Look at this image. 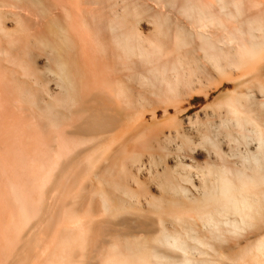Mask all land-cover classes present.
<instances>
[{"label": "rangeland", "instance_id": "1", "mask_svg": "<svg viewBox=\"0 0 264 264\" xmlns=\"http://www.w3.org/2000/svg\"><path fill=\"white\" fill-rule=\"evenodd\" d=\"M60 1L63 2L64 0H58V2L56 0L55 2L54 0H0V47L4 46L6 48L5 51L4 48H0L4 53L6 52V59L3 58L5 54L0 52V62L3 65H0V79L4 80L2 83L0 81V100L2 104L9 100V107H5V105L8 106V103L3 104L4 110H7L9 113H6V116V111L2 112L4 115L0 113V167L3 170L0 169V193L1 191L4 192V194L3 192L0 194V228H4V230H0V264H53L50 262V256L54 243L64 234L73 231L70 228L74 226L71 218L74 215V217L86 224L87 235L83 245L73 249L71 264H108L105 258L109 252H116V245L125 248L126 243L135 241V239L140 241L145 240L150 242V244H154V239L161 231V226L165 227L167 231H172L177 226L173 218L168 215H164L161 221L155 211L154 203L157 200L185 203L183 193L175 189V186L178 188L184 186L188 190L190 197L200 194L202 191V183L199 170L210 162L221 163L215 150L204 142L203 137L205 133H210L211 135L216 134L218 136L220 149L228 155L229 163L235 167L241 165L235 152L255 151L259 147L258 141H253L249 144L243 141L239 142V138L242 136L239 131L235 133L236 137H234V140H231L226 128L222 127L220 123L225 117V114H227L226 107L221 106V104L226 99H229L232 93H236L235 95H237L239 94L238 92L241 94L243 92L249 97L246 98L244 96V101L249 106L247 107L253 111H251L253 115L257 116L264 123V108L257 103L258 101L260 103L264 99V93L260 90L258 84V82H264L263 58L262 61L260 60V63L258 62L249 71L246 69L232 68L228 70L227 74L220 76L212 64L213 61H210L208 56L206 57L204 55L205 50L201 49L202 42L200 41V37H197V33L205 29L196 28L199 31L197 32L194 25L191 24L192 22L190 20L187 21V18L185 19L183 14H180L181 12L179 13V10L181 11L180 2H184L183 0H165V3L155 0H83L84 3L81 0V3H84V6L83 4L81 6L83 9L85 8L84 10L78 8L81 5L79 4L80 2L76 6L78 9L74 10V0L72 3L70 0H66L67 3L64 2V8L63 3H59ZM71 5L73 8L68 7ZM245 7H248L245 10L246 13H243V16L247 15L244 16L245 19H247L246 17H253L258 14L264 15V0H250L249 3L245 4ZM79 9L82 13L77 12ZM67 10L68 12H72V10L77 12L76 14L75 12L69 13L70 15H75V17L72 16V19L75 18L72 20L73 23L75 20L78 22L80 18V16H77L78 14H83L85 10L90 11L91 14L89 15L88 13L89 16L86 15L87 17L84 16V18L81 16L82 18L79 20V23H81L82 19H88V21L85 20V22L87 21V25L85 22L83 24L86 25V27L83 26V29L85 28L83 34L85 33L84 35H86V32L90 29L91 32L92 29L93 31L95 29L94 32L96 33L99 29L102 33L98 30L101 35L98 34L99 38L97 39L102 38L107 42L112 40L113 28L111 29V26L113 24L120 31L127 30V28L130 30L132 26L136 27L143 37H149L151 39L160 36V32L156 30L160 31L165 28L166 32L163 29L161 32L164 31V33H161V38H159L161 42L165 39L163 42L166 44H163L167 47L163 45L165 48L163 50L168 55L164 56L163 53V58L161 56L158 61L156 59L154 63L150 64L155 65L156 62L163 63L164 61V65L167 66L168 64L170 66L172 62L178 61L179 65L181 64V68L179 67V69L183 73V76L185 75L186 79H189L187 83L190 86L189 90H186L185 94L182 93L180 95L181 98L179 96L180 99L177 102H164L163 96H161L162 99L157 98V82L155 83L156 85L154 84L155 88H153V85H150L151 82L144 81L145 79L143 78V75H149V77L153 75L152 70L154 68L152 66L154 65L149 66V63L145 65L141 57L139 56L140 61L137 55H135L132 58H135L132 68H129L116 60L115 55L112 53V55L110 54V60L114 66L110 70L109 76L111 78L109 79L113 84H121V82L123 86L127 84L126 86L129 87L131 94L129 95L132 97L131 102L134 105L131 110H128L122 104L123 101L122 103L120 100L115 101L112 97H107L97 90H89L87 91L88 93L81 90V99L76 104L77 106L73 105L71 107L69 105L67 107V105L59 102L58 104L54 103L55 97L62 95L61 88L57 84V52L61 53L64 58L66 54L68 56H74L80 53L81 48L87 49L86 47H90L89 43H87L90 41L82 39L80 37L81 34H77V32L80 33L79 31L75 29L74 31L77 32L74 33V28L72 30L70 29L72 24H67L71 21L66 16L68 14V12L66 13ZM158 10H161V12L165 11L172 17L169 21L167 18L163 19L162 24H164L163 26L161 24L162 29L159 28L160 26H158L157 20H154L155 17L153 14L158 13ZM165 15L164 17H170ZM67 18L70 20L69 22L66 21ZM60 22L61 26L67 22L66 24L69 26L66 27L72 32L69 30L66 31V27H62L66 31L64 32L60 27ZM77 22L75 23L78 24ZM78 26L80 27V24ZM53 28L55 31L58 30L54 32ZM192 28L195 30H191ZM188 29L190 30L187 31ZM213 29L211 31H214ZM60 31L74 33V35L70 33L71 38H74L73 41H75L72 47L68 43V39L64 37L65 34ZM217 32L220 34V31ZM156 34L158 35L156 36ZM187 34L191 35L189 36ZM78 35L79 39L83 40V43L76 38ZM94 35L96 37V34ZM59 36L62 37L61 41L65 40L59 42L61 39ZM87 36L90 37L91 35L87 33ZM76 39L79 42H76ZM176 39L179 41V45ZM182 39L183 42L185 39L188 40V42L185 41L187 42L186 44L183 43L184 46H181L182 43L180 41ZM111 43L112 41L109 44L107 43L109 47ZM57 44H61L60 49H57ZM82 44L85 47H82ZM219 44L223 45L222 42ZM65 45L71 48L70 51L65 52ZM111 49L113 50V45ZM167 50L168 52H166ZM9 54L14 55L13 58L12 56L9 58ZM7 58L12 60L8 62ZM168 59L169 61H167ZM21 61L22 65H19ZM172 72L173 69L170 71L168 69L167 71L171 77L172 75L170 74L175 73ZM19 83L20 85L18 86ZM126 86L124 87L126 88ZM21 90L25 93V96H23L24 93H18ZM225 94H227V97ZM235 95H231V97ZM224 97L226 99L223 100ZM31 107L34 108L35 112ZM65 109L67 113H64ZM1 110L3 111V108L0 109V112ZM136 111L137 113L139 112V114H135L137 117L141 115L143 117L137 118L138 120L134 121L133 125L135 124L134 126H136L139 124V127H141L142 125L140 124H143V128L138 127L139 131L147 127L142 133L145 134L147 132L148 136H150L148 137L150 138L149 143L145 147H142L140 144L138 146L137 139H133V133L137 131L136 127L127 131L130 129V126L132 127V124L130 125V121L125 118V113ZM96 112L101 114L100 118L93 116ZM58 114L59 116L55 120V116ZM60 114L63 118L60 117ZM66 114H69L70 119H68L69 117ZM6 117L8 118L6 119ZM21 117L24 118L22 119ZM1 118L6 119L7 123L4 120L2 122ZM14 119L15 121H11ZM19 120L20 122L22 120H28L32 123L23 121L24 124L26 123L28 125L26 127L24 124H20ZM8 123V126L11 125V128L6 126ZM247 128L249 129L250 126L248 125ZM56 129L61 132V135L65 134L64 136L66 138L64 137V139H67L66 142L70 148L72 147L73 151L69 148V154L64 157L65 159L62 160L58 167L60 171L57 169V172H55L56 176H52L53 181L49 179L47 183L40 187V184L37 183L38 178L35 169L37 166V156L35 155L42 148H45L47 144L49 147L52 143L53 146L51 145V149L56 146V134L58 133ZM178 130L184 131L185 136L178 134ZM214 131L216 132L214 133ZM124 136H126V140L123 143L121 139ZM42 138L45 139L43 140ZM73 139L75 142L72 143L71 141ZM39 142L41 145H38ZM76 142L77 144H75ZM106 143L110 146L108 155L106 152L107 156L104 154L106 158L104 156L100 161L101 163H97L93 171H88L84 167V159L88 155H91L90 153L94 154L100 151L98 147H104ZM73 144H75L76 148ZM37 148L40 150L38 151ZM48 150L51 151L50 148ZM123 150L128 153L142 152L141 161L136 163L128 162L122 152ZM18 152L21 154L19 155ZM3 155L4 157H2ZM2 160L3 163L5 161H8V163L5 162L6 164L1 165ZM116 163L117 165H115ZM122 164L126 165L128 172L121 168ZM7 166L9 169H7ZM186 173L192 175L195 185L177 179L178 176L185 175ZM107 177H110L109 181ZM113 178L114 180L112 181ZM166 178H169L173 183H164ZM15 180L25 183L33 193V200H31L33 204L28 205V207L31 206L29 208L30 212L34 208L36 209V207L40 209L31 212V219L27 222L28 225L24 223L17 236L15 235L14 227L10 225L12 227L10 228L9 226L10 213L17 210V204L16 202L14 203L12 193L10 192L11 182ZM39 193L41 194V199L38 198ZM104 195L111 200V210H105L103 208L104 206L102 204L104 203L101 198H104ZM4 196L6 201L3 198ZM2 209L4 210L2 211ZM34 212L35 214L33 215ZM36 214L40 215L38 216ZM1 223H3V226ZM12 234L15 236V241L10 246L8 245V237ZM237 239L241 243L235 246V240H232V247L224 251L226 254L225 258H219L223 260H220L216 264H237L235 261L229 260V258L238 254L243 246L246 247L247 244L243 236ZM207 264L215 263L209 262Z\"/></svg>", "mask_w": 264, "mask_h": 264}, {"label": "bare ground", "instance_id": "2", "mask_svg": "<svg viewBox=\"0 0 264 264\" xmlns=\"http://www.w3.org/2000/svg\"><path fill=\"white\" fill-rule=\"evenodd\" d=\"M21 1H24V0H21ZM56 1L58 2V0H56ZM82 1L79 0L77 2V0H74V2L76 3V5H75L73 0H70V2L71 3L73 2V4H74L73 6H75L74 10H76L78 8H82V10L85 9V8L83 9V7H81L82 4L84 6L85 0L83 1L84 3H81ZM155 1L165 3V0H163V1L162 0H155ZM173 1H175V0H173ZM183 1L184 2H182V3L179 1L180 5H181L180 6L181 11L179 10V13L181 12L180 14H183L184 18L185 19L187 18L186 19L187 21L190 20L192 22L191 24L194 25L195 29L196 28H198V29L201 28L202 30L205 29L201 32L197 31L198 29H196V31L199 32V33L196 32L198 34V35L197 34L196 35H197V37L198 36L200 37V41L202 42L201 49L205 50V53H206V54L204 53V55H206V57L208 56L210 61H213V63L212 62L211 63L213 64V66L215 67V70H217V72L220 76L227 74L228 70L232 69V68L246 69L249 71V69L254 68V66H256L258 62L260 63L262 61V58L264 59V15L258 14L259 16L256 15L253 17H246L247 19H245V17H244L247 15L243 16V13L244 14L246 13L245 10L248 9V7H245V4L249 3L250 0H247V1L246 0H183ZM54 2H55V0H54ZM64 2H66V0H64L63 2H61V1L59 2L61 4L63 3L62 4L63 8H64ZM66 3H65V5H66ZM68 3H69V1H68ZM77 3L81 4L80 7H78V8L76 7ZM61 4H58V5H61ZM73 6L71 5L68 7L73 8ZM66 9H69V8H66ZM86 10L83 11L84 13L86 12L85 15L83 13L80 15L78 14L77 16H80V18H82V17L84 18V16L87 17L86 15H88V13L90 15L91 14L90 11L88 12ZM67 12H68V10L66 11V13ZM72 12H75V14L77 12L82 13L80 9L77 10V12L72 10ZM72 12L69 11L68 14L66 15V16H68L69 19H71V21L68 20V18H67L66 21H68V22L70 21V22L69 23H67V22L63 23V25L65 24V26H63V25L61 26V22H62L61 21L60 27L61 28L66 27V26L68 27L69 25H67V24H72L70 26L71 27L70 29L72 30L74 28L73 29L74 33L79 31L80 33L77 32V34H79V35L81 34L80 37L82 39H85V40L87 39L86 41H90V42H87V43H89L90 47H86L87 49L81 48L79 54L76 52L77 55L75 54L74 56H71L69 54L71 57L66 54V56L63 58L62 54L57 52L58 53L57 54L58 55L57 56V67H56L57 68V76H58L57 84L61 88L62 95H58V97H55L54 103L58 104V102H59V103H62L64 105H67V107L69 105L72 107L73 105L78 104V102L80 101L81 90L83 92H87L89 90H91V91L97 90L99 93H101L107 97H112L115 101L120 100L121 103L123 101L122 104H124V106L127 107L128 110H131L134 105L131 102L132 97L130 96L131 94L129 92L130 91L129 87L126 86L127 84L124 85V86H126V88H125L121 81H119V82H121L122 85L119 83L113 84V83H111V81L109 79V78H111L109 76L110 70L112 69V66H114L110 60V54L112 55V53H113L115 55L116 60H118L121 64H123L129 68H132L133 60L135 59V58L134 59H132V58L135 55H137L139 60L141 57V60H143L145 62V65H147V63H149V66L154 65V64H150V63H154L156 59H157L156 61H158V59H160L161 56H162L161 58H163V53L165 50V48L163 47V45L166 44L163 42L165 39L163 38L164 40L162 42L160 39L161 33H164V31L163 32H161V31L165 28L162 29L161 24H162L164 18H167L169 21V19L172 17L169 15V13L167 14V12H165V11L161 12V10L160 11L158 10L157 11L158 13L153 14L155 17V18L153 17L154 20L155 19L157 20L156 22L158 23V26H160L159 28L162 29L160 31L156 30L157 32H160L159 33L160 36H157L158 34H156V36L158 37V38L155 37L156 40L153 38L151 39L149 37L148 38L143 37L142 34L140 33L139 29L136 27L132 26L131 29L129 27L130 30H128V28H127V30H121L120 31V30H118L117 26L115 24H113L111 26V29L113 28V30H112V32H113L112 36L113 37H111L112 40H110V42L112 41V43H111V46L109 47L108 44L110 42H107L106 40H104L102 38L97 39V38H99V35H101L100 33H102V31L99 29L98 30L101 31L100 33L97 29H96L97 30L96 33L94 32L95 29H94V31L92 29V32H93L92 33L90 31L91 27L89 26L90 30H88V32H86V35H84L85 33L83 34V30L85 32V28L83 29V26L86 27V25H87L86 22L88 21V19L87 18L85 19V20H87L86 22L84 19H82L83 23L82 22L79 23L80 18L78 19V22L75 20V22L80 24V27H79L78 24H76L75 22L73 23V21H72L75 19V18L72 19L73 15H70ZM163 13L170 16V17H167L166 15H165L166 17H164ZM73 17H75V15ZM90 17H92V16H90ZM167 19H166V22H167ZM84 22L86 25H83ZM95 24H96V22H95ZM163 24H162V26H163ZM167 25H166V27H168ZM179 25L181 26L182 24H179ZM67 27L65 29H67ZM97 27H98V25H97ZM55 28H57V27H55ZM80 28H81V30H80ZM93 28H95V27H93ZM207 28H209V29H207ZM1 29H3V28H1ZM65 29L62 28L63 31ZM75 29L77 31H74ZM195 29L192 28L191 30H195ZM211 29H213L214 31H211ZM68 30L69 29H67L66 31H68ZM71 30H69V31H71ZM189 30L190 29H188L187 31H189ZM208 30H210L211 32ZM53 31L56 32L55 29ZM63 31H60V32L65 34L64 37L68 39V41H69L68 43L72 47L73 43L75 44V41H73L74 38L72 39L70 36L72 34L71 33L72 31L67 32V33H64L66 31H64V32ZM217 31H220V34H218ZM165 32H166V29H165ZM190 32L192 33V31H190ZM74 33L72 35H74ZM87 33L89 35H91L90 36L91 39H89L90 37L87 36ZM68 34H69V36H68ZM94 34H96V37ZM79 35L76 36V38L79 39ZM187 35H189V34H187ZM73 37H75V36H73ZM192 37H194V36H192ZM59 38H61L59 40V42H60L62 40V37L59 36ZM104 38H106V37H104ZM82 39L81 40L79 39V41L80 42L82 41V43H83ZM106 39H108V38H106ZM183 39H182V41H180L182 43L181 46H184L183 43L186 44L188 42V40H186V39L183 42ZM85 40H84V42L86 43ZM174 40H175V38H174ZM63 41H61V42H63ZM79 41H77V39H76V42H79ZM185 41H187V42H185ZM54 42H56V41H54ZM57 42H58V40H57ZM220 42H222L223 45L219 44ZM177 43L179 45L178 40H177ZM177 43L175 42L176 45H177ZM57 45H58L57 49H60L61 44H57ZM112 45H113V50L111 49ZM164 46H166V45H164ZM82 47H85V45H83ZM0 48H4V46L0 47ZM163 48H164V50H163ZM5 49L6 48H4V51H5ZM70 49H71L70 47L65 45V49H64L65 52L70 51ZM4 51L0 49V52H3V54H5V57L3 56V58L6 59V52L4 53ZM77 51H79V50L77 49ZM166 52H168V50ZM10 54H12V53L10 52ZM9 55H7V56H9ZM63 55H64V53H63ZM165 55H168V54L164 53V56ZM11 56L12 55H10L9 58H11ZM13 56H12V58H13ZM9 60H12V59H8V62H9ZM167 61H169V59ZM23 63H25V62H23ZM163 63H164V61H163ZM163 63L156 62L155 65L152 66L154 69L152 70L153 75L151 77H149V75L148 76L143 75L145 72L142 75H143V78L145 79L144 81L147 80L148 82H151L150 85L152 84L153 88H155L154 84L156 82L159 85L158 86L155 84L157 87L156 89L158 90L157 98L162 99L161 96H163L164 102L167 101L169 103V101L170 102L173 101L172 103H174V101L177 102L178 99L181 98L180 95L182 93L185 94L186 93L185 91L189 90L190 86H189V84H187L189 79L187 80L186 76L185 75H184L185 77L183 76V73L179 69V67L181 68V66H180L181 64L179 65L178 61L172 62V64H170V66L168 64L166 66ZM170 63H171V61H170ZM25 64H27V63H25ZM0 65H2L1 62H0ZM19 65H22V61H21V64H19ZM24 66L27 67L26 65H24ZM148 67H147V69H148ZM168 69H169V71L173 69V72H175V73L172 72L173 74H170V75H172V77L168 75V73H169V72L167 73ZM113 76H114V73H113ZM113 76H112V78H113ZM140 79H141V77H140ZM0 81L2 83L4 80L0 79ZM1 83H0V85H1ZM258 84H259L260 90L264 93V82H258ZM19 85H20V83L18 84V86ZM18 86H17V88H18ZM146 86H147V84H146ZM27 89H26V91H27ZM17 90H20V89H17ZM0 92H1V89H0ZM18 93L22 94L24 92H22V90H21V92H18ZM238 93L239 94H237V95H235L236 93L235 94L232 93L231 95H235V96L231 97V95H230L229 99H226L227 94H225L226 97H224L223 100L226 99V101L224 102L222 100L223 104H221V106L226 107L227 114H225V117L223 118V120L221 121L220 124L222 125V127L226 128L227 134L231 140H234V137H236L235 133L237 131H239V132H241V135H242L241 138H239V142L243 141L244 143L249 144L253 141H258L259 142L258 149L255 151L235 152V155L239 158V160L241 162V165H238L237 167H235L229 163L228 158H227L228 155L223 153L222 150L220 149V141H219L218 136L216 134L211 135L210 133H205L204 137H203L204 142L209 144L215 150V152L219 156V159L221 160V161L219 160L221 163L210 162L206 166L202 167L199 170L200 180L202 183L201 193L190 197L188 195V190L184 186H180V188L175 186V189H177L183 193V195L185 197V203H180V202H175V201H164V200H157L154 203L155 211L159 215L160 220L162 221L164 215L171 216L173 218L174 223H176L177 226H175L172 231H167L165 227L161 226V229H160L161 231L159 232V234L154 239V244H150V242H147L145 240L140 241V240L135 239V241H130V242L126 243L125 248L124 247L121 248L120 245L119 246L116 245V247H115L116 252H109L105 258V261L108 264H207L209 262L216 264L220 260H223V259H219V258H225L226 254L224 253V251H226V249H229L230 247H232L231 246L232 240H235V246H237L238 244L241 243V241L237 239L240 236H243L244 239L246 240V243H247L246 247L243 246L242 250H240V252L238 254H236L234 257L229 258V260H233L237 264H264V123L261 122L257 116L253 115V113H252L253 111L250 110V108H248L249 107L248 105H246V103L244 101V96L246 98H249V97L246 96V94L243 92H242V94L240 92H238ZM159 95H160V97H159ZM23 96H25V93L23 94ZM179 96H180V98H179ZM2 99H3V97H2ZM6 100H8V99H6ZM8 101L3 102V104L8 103V106L5 105L6 108L9 107ZM161 101H163V100H161ZM19 103H21V102H19ZM257 103L260 104V106H262L264 108V99L261 100L260 103H259V101ZM1 104H2V101L0 100V109L3 108V111L1 110L0 113L4 115V113H2V112L6 111L5 112V116H6V113H9V112H7V110H4L5 108H4L3 104H2L3 107L1 106ZM21 106H23V105L21 104ZM63 107L67 108L65 106H63ZM32 108L33 107H31V109ZM10 109H8V110H10ZM33 110H34V108H33ZM46 110H48V109H46ZM20 111H21V109H20ZM55 111H56V109H55ZM34 112H35V110H34ZM65 112H66V109H65L64 113ZM71 112H70V114H71ZM64 113H62V114H64ZM136 113H137V111L125 113V118H127L128 121H130V125L132 124V127L128 124L130 126V129H128L127 131H130L131 129L136 127L137 131L135 133H133V139L134 138L137 139L138 143L137 142H135V143H137L138 146L142 145V147H145L149 143L148 141L150 140V138H148V137H150V136H148L147 132L145 133L146 135L142 133V131L145 130V128H147V127H145V124H144L145 128L143 130H140V131H139V128H141L143 126V124H140V125H142L141 127H139V124H137L136 126H134L135 124L133 125L134 121L138 120L137 118L143 117L142 115L141 116L138 115L139 117H137L136 115L139 114V112L137 114ZM57 116H59V114L55 116V120L57 119ZM66 116L69 117V114L68 115L66 114ZM91 116H92V114H91ZM91 116H89V117H91ZM93 116H95L96 118H100L101 114L96 112L93 114ZM24 117H27V116H24ZM24 117H21V118L23 119ZM60 117L63 118L62 115ZM7 118L8 117H6V119ZM14 118H16V117H14ZM6 119L5 120L2 119V122H3V120L6 121ZM68 119H70V117ZM97 120H99V119H97ZM142 120H141V122H142ZM11 121H15V119L11 120ZM23 121L26 122L28 120H22V122ZM131 121H133V122L131 123ZM19 122H20V120H19ZM22 122H20V124H24V122L23 123ZM28 122H31V121H28ZM6 123H7V121H6ZM147 124H150V123H147ZM8 125H9V123L6 126H8ZM24 125L26 127L28 126V125H26V123ZM29 125H30V123H29ZM248 125L250 126L249 129L247 128ZM23 126H22V128H23ZM8 127L11 128V125ZM15 128H16V126H15ZM20 128H21V126H20ZM24 130H25V127H24ZM24 130H22V131H24ZM56 131L58 132V133L56 132L58 134V136L56 134V141H55V142H57V144L55 143L56 146L53 147V149H51L53 146L52 143H51L52 146L50 145L49 147H48V144L47 145L44 144V145H46V147L42 148V146H41V148H42L41 150L37 148L38 151L40 150V152L35 155V156H37L36 157L37 166L35 169H36V176L38 178L37 183L40 184V187L43 184L47 183L49 181V179H51V181H53L52 176L53 175L56 176V174H55V172H57L56 170L60 166L62 160L65 159L64 157L67 154H69L68 151H69L70 146L66 142L67 139H64V137L66 138V136H64L65 134L61 135V132H59L57 129H56ZM63 131H64V129H63ZM15 132H16V130H15ZM215 132L216 131H214V133ZM27 133H23V134H27ZM53 133H55V132H53ZM178 134H182L183 136H185V132L182 130H178ZM149 135H150V133H149ZM37 138H39V137H37ZM39 139H41V138H39ZM46 140H48V139H46ZM125 140H126V136H124L121 139V142L124 143ZM10 141H12V140L10 139ZM19 141H21V140H19ZM71 142L72 143L75 142L74 139ZM75 144H77V142ZM75 144H73L74 147H75ZM109 144H110V142H109ZM109 144L106 143V145L104 147L99 146L98 147L99 148L98 150H100V151H98L99 153L95 151L96 153H94V154L90 153L91 155H88V154H87L88 156L86 155L87 157H86V159H84L83 163L85 162L84 167L88 171H93L95 169L97 163H99L101 161V159L106 155V152L108 155L109 150H110ZM38 145H41L40 142L38 143ZM13 146H11V147H13ZM21 146H23V145H21ZM47 147H48V149L50 148L51 151L46 149ZM70 150H72V147L70 148ZM32 152H33V150H32ZM35 152H36V149H35ZM122 152L124 153L125 159L128 162L136 163V162L141 161L142 152L128 153L125 150H123ZM10 153H12V152H10ZM15 154H17V153H15ZM20 154L21 153H19V155ZM27 154H29V153L27 152ZM0 155H1V153H0ZM22 155H25V154H22ZM106 156H105V158H106ZM2 157H4V155ZM5 158H7V157H5ZM5 162L8 163V161H5ZM124 162H123V164H125ZM4 163L2 160L1 165H3ZM123 164H122L121 168L123 170H126V172H128V168H126V165H123ZM15 165H16V163H15ZM115 165H117V163ZM34 166H35V164H34ZM0 169H1V167H0ZM7 169H9V167ZM33 169H34V167H33ZM29 170L31 171L30 168H29ZM15 173H17V172H15ZM108 174H109V172H108ZM84 175H85V173H84ZM113 175L115 176V174H113ZM2 177H5V176H2ZM107 178L106 179L109 181L110 177H107ZM177 179L185 181V182H190L193 185H195L194 184L195 182L192 178V175L189 173H186L185 175H180L177 177ZM83 180H84V178H83ZM113 180H114V178L112 179V181ZM164 183L169 184V183H173V182L169 178H166L164 180ZM10 186H11L10 192L12 193L14 203L16 202V204H17V210L15 212L10 213L11 215H10V220H9V226L12 225V227H14L15 235L17 236V234L20 232L23 224L24 223L27 224V222L31 219V214H32L31 212H33L34 210L36 211V209H39V207L38 208L36 207V209L33 207L34 210L32 209L33 211L30 212L29 208L31 206L28 207V205L33 204V203H31V200H33L32 199L33 193L30 191L28 186L25 185V183H22L21 181L15 180V181L11 182ZM4 187H6V186H4ZM42 189H43V187H42ZM42 189H41V191H42ZM2 192L3 191H1L0 194H2ZM3 194H4V192H3ZM38 196H39L38 198L41 199L40 193ZM3 198L6 201L5 196ZM101 199L104 203V204H102L104 207L103 206L102 207L105 208V210H111V207H112L111 200L106 195H104V198H101ZM6 205H5V207H6ZM3 210L4 209H2V211ZM8 213H9V211H8ZM34 214H35V212L33 213V215ZM36 215L39 216L40 214H36ZM74 216L71 217L73 222H74V226H73V228H70V230L73 229V231L64 234L58 240H56V242L54 243V246H53V249L51 252V256H50V262L53 264H71L73 249H75L76 247L82 246L84 241H85V237L87 235V226L84 222H82L81 220H79L78 218H76ZM1 225L3 226V223H1ZM4 226H6V225L4 224ZM12 227L10 226V228H12ZM0 230H4V228L3 229L0 228ZM8 230H9V228H8ZM5 233H6V231H5ZM252 233H254V235H252ZM20 235H22V234H20ZM8 240H9L8 245H10V246L13 245L14 241H15V236H13V234L9 235ZM226 243H228V244H226Z\"/></svg>", "mask_w": 264, "mask_h": 264}]
</instances>
